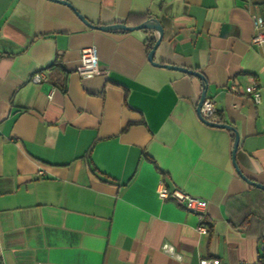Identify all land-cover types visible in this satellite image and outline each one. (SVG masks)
Returning a JSON list of instances; mask_svg holds the SVG:
<instances>
[{"label":"crops","instance_id":"crops-1","mask_svg":"<svg viewBox=\"0 0 264 264\" xmlns=\"http://www.w3.org/2000/svg\"><path fill=\"white\" fill-rule=\"evenodd\" d=\"M67 1L95 25L157 20L154 61L205 76L237 152L235 132L197 112L203 81L149 61L159 31H102L56 0H0V259L264 264V189L237 170L264 185V43H252L264 0ZM91 45L101 74L83 78ZM252 80L260 102L244 92ZM163 186L207 203V234Z\"/></svg>","mask_w":264,"mask_h":264},{"label":"built area","instance_id":"built-area-1","mask_svg":"<svg viewBox=\"0 0 264 264\" xmlns=\"http://www.w3.org/2000/svg\"><path fill=\"white\" fill-rule=\"evenodd\" d=\"M253 25L255 33L252 37V43L260 45L264 43V18L260 15H254ZM76 70L83 78H92L101 74L96 46L91 45L83 47L80 50V61ZM47 78L48 77L45 71L41 70L31 76V81L34 83H42L43 81L47 80ZM231 89L237 90V86L232 85ZM244 92L251 95L256 102H260V88L254 80H252L244 88ZM217 114L218 109L215 100L212 97L206 95L199 111L201 119L207 120L209 122H217ZM158 195L162 199L170 198L178 204L182 205L189 212L195 213L199 221L197 225L198 232L201 234H207L209 232L205 216L207 208V203L205 201L194 195H191L190 193L179 187L168 189L163 186L158 190ZM162 249L168 254L176 255L177 257H179L176 254L173 245L169 243H164ZM0 264H5V262L0 259ZM200 264H219V260L217 258H202L200 260Z\"/></svg>","mask_w":264,"mask_h":264},{"label":"water","instance_id":"water-1","mask_svg":"<svg viewBox=\"0 0 264 264\" xmlns=\"http://www.w3.org/2000/svg\"><path fill=\"white\" fill-rule=\"evenodd\" d=\"M56 1L64 3V4L70 6L71 8L74 9L72 4L70 2H68L67 0H56ZM75 12L81 18V20H83V22H85L88 26H90L92 28H96V29L102 30V31H113V30H117V29L126 30V31H132V30H135V29H155V30L159 31V37L156 40L155 44L153 45L152 49L150 50L149 55H148V59H149L150 62H152V63H154L156 65L164 66V67L171 68V69H174V70L182 71L184 73L196 76V77L200 78L203 81V88H202L200 100H199L198 106H197V112L199 113L200 107H201V105H202V103H203V101H204V99H205V97L207 95V91H208L207 80H206L205 76L201 72H199L197 70H194V69H191V68H186V67H183V66H176V65L167 64V63L164 64V63H160V62H155L154 61L155 51H156L157 47L159 46V44H160V42H161V40L163 38V28L157 22V20L148 19V20L144 21L143 23H140V24L135 25V26H129V25L125 24V23H116V24H109V25H95V24H92L91 22L87 21L76 10H75ZM203 121L205 123H207V124L228 128V129H231V130H233L235 132V143H234V148H233V156L235 157V154H236L237 148H238V144H239V135H238L237 131L235 130V128L233 126H231L230 124L209 122L207 120H203ZM237 170L249 183L254 184V185L264 189V185L259 184V183L255 182V181L247 178L246 176H244L238 167H237Z\"/></svg>","mask_w":264,"mask_h":264},{"label":"trees","instance_id":"trees-1","mask_svg":"<svg viewBox=\"0 0 264 264\" xmlns=\"http://www.w3.org/2000/svg\"><path fill=\"white\" fill-rule=\"evenodd\" d=\"M147 20V19H146ZM146 20H144V21H146ZM154 43L152 42L151 43V46L153 45ZM150 46V47H151ZM216 121H217V123H222V119L218 116V114H217V117H216ZM89 157H90V154H89Z\"/></svg>","mask_w":264,"mask_h":264}]
</instances>
